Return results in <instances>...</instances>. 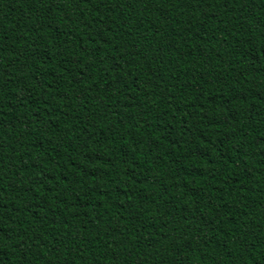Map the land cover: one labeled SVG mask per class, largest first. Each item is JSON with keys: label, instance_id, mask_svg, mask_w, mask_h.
Returning a JSON list of instances; mask_svg holds the SVG:
<instances>
[{"label": "trees", "instance_id": "obj_1", "mask_svg": "<svg viewBox=\"0 0 264 264\" xmlns=\"http://www.w3.org/2000/svg\"><path fill=\"white\" fill-rule=\"evenodd\" d=\"M0 264H264V0H0Z\"/></svg>", "mask_w": 264, "mask_h": 264}]
</instances>
